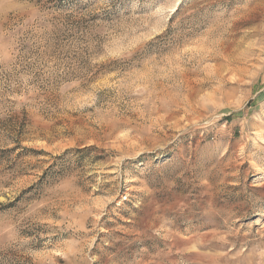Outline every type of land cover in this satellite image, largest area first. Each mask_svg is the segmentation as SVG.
<instances>
[{"label": "rangeland", "instance_id": "374dc122", "mask_svg": "<svg viewBox=\"0 0 264 264\" xmlns=\"http://www.w3.org/2000/svg\"><path fill=\"white\" fill-rule=\"evenodd\" d=\"M0 264H264V0H0Z\"/></svg>", "mask_w": 264, "mask_h": 264}]
</instances>
